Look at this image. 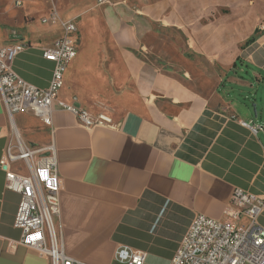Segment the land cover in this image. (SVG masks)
Masks as SVG:
<instances>
[{
  "label": "crops",
  "instance_id": "crops-1",
  "mask_svg": "<svg viewBox=\"0 0 264 264\" xmlns=\"http://www.w3.org/2000/svg\"><path fill=\"white\" fill-rule=\"evenodd\" d=\"M59 21L78 30L59 100L112 120L86 129L56 107L48 125L14 116L24 144L54 150L68 255L111 264L127 246L171 264L195 216L224 218L236 189L264 199V0H0V47L25 46L13 69L41 90ZM11 138L0 97V160ZM19 201L0 168V264H49L19 243Z\"/></svg>",
  "mask_w": 264,
  "mask_h": 264
},
{
  "label": "built area",
  "instance_id": "built-area-1",
  "mask_svg": "<svg viewBox=\"0 0 264 264\" xmlns=\"http://www.w3.org/2000/svg\"><path fill=\"white\" fill-rule=\"evenodd\" d=\"M107 1L96 0L98 5ZM57 20L53 14L51 21ZM59 22L62 36L43 51V58L54 64L46 89L27 83L14 71V60L24 49L23 44L0 47V97L12 126V138L0 160V168L5 173L6 189L20 197L14 218V227L21 232L19 243L46 257L49 264H87L66 253L57 228L61 183L53 148L27 146L14 125V116L21 113L32 114L48 125L56 107L75 116L78 124L86 129L112 126V120L103 114L93 115L59 100L67 66L76 56L78 39L74 23ZM242 125L250 127L246 123ZM250 129L256 133L263 127L252 126ZM19 162L23 163L25 174L11 169ZM263 209L264 199L236 189L224 218L212 219L203 215L193 218L171 264H264V228L258 222ZM114 256L121 264H145L146 260L144 251L127 246L119 247Z\"/></svg>",
  "mask_w": 264,
  "mask_h": 264
},
{
  "label": "rangeland",
  "instance_id": "rangeland-1",
  "mask_svg": "<svg viewBox=\"0 0 264 264\" xmlns=\"http://www.w3.org/2000/svg\"><path fill=\"white\" fill-rule=\"evenodd\" d=\"M222 13L223 14H226L227 13V11H222ZM204 78V80L205 81H207V77H203ZM186 84H188L189 86H192L193 88H200L201 87V85H202V83H199V82H197V80H195V78H186V80L184 81ZM210 83V82H209ZM203 85H205V83H203ZM29 147H31V146H29ZM31 148H35L34 146L33 147H31ZM244 223H246V221H244ZM247 224V223H246ZM111 264H121L117 259H116V257L114 256V258H113V261H112V263Z\"/></svg>",
  "mask_w": 264,
  "mask_h": 264
},
{
  "label": "trees",
  "instance_id": "trees-1",
  "mask_svg": "<svg viewBox=\"0 0 264 264\" xmlns=\"http://www.w3.org/2000/svg\"><path fill=\"white\" fill-rule=\"evenodd\" d=\"M254 41V38H251L249 41H248V43H251V42H253Z\"/></svg>",
  "mask_w": 264,
  "mask_h": 264
}]
</instances>
